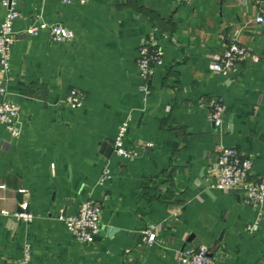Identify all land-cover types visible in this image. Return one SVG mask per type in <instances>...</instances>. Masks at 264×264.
I'll list each match as a JSON object with an SVG mask.
<instances>
[{"label":"crops","instance_id":"crops-1","mask_svg":"<svg viewBox=\"0 0 264 264\" xmlns=\"http://www.w3.org/2000/svg\"><path fill=\"white\" fill-rule=\"evenodd\" d=\"M17 8L16 34L36 20L40 33L17 38L6 81L22 133H0V264L19 260L26 245L32 264H179L181 252L202 244L213 264H264V207L250 232L256 212L241 195L212 188L223 147L253 160L252 178L264 176L256 1L21 0ZM6 11L0 2V26ZM56 24L74 38L54 42ZM233 42L250 56L224 77L213 63ZM143 43L164 51L150 82L137 62ZM73 89L85 96L78 109L65 102ZM211 97L225 101L220 128ZM125 121L130 158L113 149ZM90 198L102 204V230L81 244L59 218ZM24 208L31 222L14 217ZM147 230L157 235L152 246Z\"/></svg>","mask_w":264,"mask_h":264},{"label":"built area","instance_id":"built-area-1","mask_svg":"<svg viewBox=\"0 0 264 264\" xmlns=\"http://www.w3.org/2000/svg\"><path fill=\"white\" fill-rule=\"evenodd\" d=\"M63 4H71L79 1L85 4L87 0H60ZM260 7V13L256 17L257 23L264 24V0H255ZM7 11L0 26V133L6 131L10 138L17 139L22 129L19 123L21 107L12 101L7 90L6 81L11 71L13 47L17 38L37 36L40 33L39 20L27 27L18 35L15 32V23L19 18L18 4L21 0H0ZM51 38L54 42H65L74 38V32L69 28L56 24L51 27ZM250 56L247 47L231 43L224 53L213 63L214 72L227 77L231 75L239 62ZM164 51L155 48L149 43H143L138 50V67L140 76L151 81L155 69L163 65ZM146 96L151 94L146 84L142 88ZM85 100L84 94L79 89H73L66 98V104L73 108H80ZM210 120L217 127L223 125V116L226 111L225 101L219 97H211L208 100ZM129 128V121H125L119 128L114 142V154L120 158H130L131 152L126 148L125 141ZM4 143H6L4 141ZM146 147H152L147 144ZM254 162L251 158L243 156L236 148L223 147L218 152L216 164V180L212 188L236 193L242 196L243 202L250 206L257 215L255 222L249 226L250 232H255L263 217L264 207V176L252 178ZM109 171L106 170L103 181L108 179ZM23 212L14 214V217L21 221L31 222L33 216ZM7 214V212H3ZM102 204L96 199H88L83 202L77 215L60 216L69 233L81 244L91 243L102 230L101 224ZM146 241L153 245L156 241V233L152 230L145 232ZM179 264H213L210 257V250L206 245H199L196 248L186 249L178 256ZM13 264H32V252L30 245L24 247L23 256Z\"/></svg>","mask_w":264,"mask_h":264},{"label":"water","instance_id":"water-1","mask_svg":"<svg viewBox=\"0 0 264 264\" xmlns=\"http://www.w3.org/2000/svg\"><path fill=\"white\" fill-rule=\"evenodd\" d=\"M113 151V149L111 148V152ZM20 198V202H21V197L19 196ZM19 212H23V210H19Z\"/></svg>","mask_w":264,"mask_h":264}]
</instances>
